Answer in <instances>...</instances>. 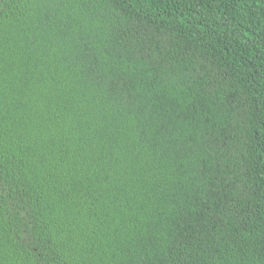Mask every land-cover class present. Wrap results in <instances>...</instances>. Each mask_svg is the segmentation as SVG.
Instances as JSON below:
<instances>
[{
  "label": "trees",
  "instance_id": "16d2710c",
  "mask_svg": "<svg viewBox=\"0 0 264 264\" xmlns=\"http://www.w3.org/2000/svg\"><path fill=\"white\" fill-rule=\"evenodd\" d=\"M0 264H264V0H0Z\"/></svg>",
  "mask_w": 264,
  "mask_h": 264
}]
</instances>
